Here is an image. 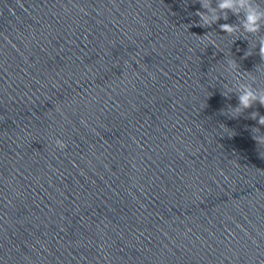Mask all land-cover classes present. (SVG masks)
<instances>
[{"label": "clouds", "instance_id": "9594fccd", "mask_svg": "<svg viewBox=\"0 0 264 264\" xmlns=\"http://www.w3.org/2000/svg\"><path fill=\"white\" fill-rule=\"evenodd\" d=\"M195 3H199L201 7L193 13L199 19L194 21L192 26L211 28L218 24L220 32L225 35L237 39L244 37L249 41L253 49H258L256 54L259 55L261 61H264V34H262L264 4H261L259 0H195ZM229 14L236 17L235 23L227 22ZM221 20L225 22L220 23ZM252 38H255V43L251 42ZM252 54L250 50L244 53L245 57ZM226 65L225 71L232 74L233 82L231 85H225L226 92L223 95L229 97L230 94L235 93L238 100L237 106L231 107V116L238 117L256 105L264 107V87L258 85L256 77L251 75L245 77L240 73L235 59H228ZM250 118L257 121L260 126L251 129L253 139L257 145L264 147V133L261 132V127H264V115L258 111H252ZM54 145L61 150L67 147L59 138L54 139Z\"/></svg>", "mask_w": 264, "mask_h": 264}]
</instances>
